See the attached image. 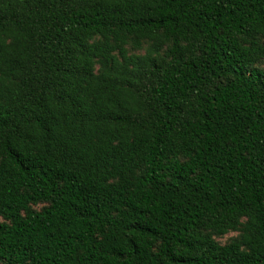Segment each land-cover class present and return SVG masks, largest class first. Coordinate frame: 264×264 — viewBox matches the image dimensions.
Wrapping results in <instances>:
<instances>
[{"label": "trees", "instance_id": "obj_1", "mask_svg": "<svg viewBox=\"0 0 264 264\" xmlns=\"http://www.w3.org/2000/svg\"><path fill=\"white\" fill-rule=\"evenodd\" d=\"M263 63L264 0H0V264H264Z\"/></svg>", "mask_w": 264, "mask_h": 264}, {"label": "rangeland", "instance_id": "obj_2", "mask_svg": "<svg viewBox=\"0 0 264 264\" xmlns=\"http://www.w3.org/2000/svg\"><path fill=\"white\" fill-rule=\"evenodd\" d=\"M262 67H264V63L262 64ZM39 208V207H38ZM238 235L237 232H230L227 235L217 238L218 242L221 244H227L230 242V240Z\"/></svg>", "mask_w": 264, "mask_h": 264}]
</instances>
